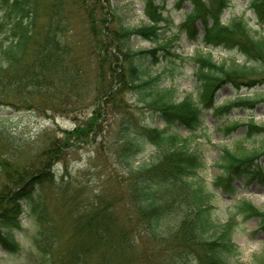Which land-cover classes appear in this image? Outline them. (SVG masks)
<instances>
[{"label": "trees", "instance_id": "trees-1", "mask_svg": "<svg viewBox=\"0 0 264 264\" xmlns=\"http://www.w3.org/2000/svg\"><path fill=\"white\" fill-rule=\"evenodd\" d=\"M103 1L107 8L100 0H0V104L19 110L22 104L34 102L33 108L42 104L44 110L52 111L75 100L89 99L88 88L92 86L96 89L95 114L101 100L107 105L121 98L126 89L139 91L162 128L140 124L126 100H120L122 111L118 112L122 117L110 146L118 163L127 168L133 222L156 244L145 264H226L227 254L234 248L230 238L232 216L216 225L211 214L213 192L229 194L237 215L257 218L259 229L264 231V210L249 200L237 199L234 188L237 179L261 177L260 167L253 163L264 158V125L250 118L246 123L235 121L219 128L228 135L245 127L246 137L262 139L259 148L242 153L224 148L221 172L213 179L212 189L195 183L204 161L175 127L192 134L201 130L204 111L225 115L232 106L248 109L262 100L238 97L216 105V96L225 84L236 90L264 85V0H248L247 4L260 31L251 27L244 13L223 23L221 14L229 0H189L191 9L177 25L168 13V0H141L147 22L134 27L125 24L109 0ZM182 1L177 0L176 6ZM77 22L86 34L81 40L70 41L77 34ZM164 27L177 29L171 39L160 37ZM182 32L190 42L200 40L205 46L238 53L244 62L238 63L233 57L217 63L209 53L194 54L190 57L195 65L193 90L174 100V90L158 87L160 74L150 75L147 63H157L159 57L168 59ZM131 38L144 39L153 46L134 50ZM101 58L113 65L107 79L99 72ZM93 59L97 60L98 72L92 80L87 66ZM98 81L101 84L96 87ZM91 119L86 121L85 131L92 129ZM4 129L0 127L1 250L20 251L13 231L22 229L25 210L36 221L33 264H141L133 230L118 223L115 200L107 199L102 191L93 199L78 191L69 192L63 175L58 190L65 209L59 222L44 205L37 192L46 183H58L55 170H51L62 159L58 140L45 144L27 159L17 148L3 151L8 145ZM147 143L156 149L155 159L133 165ZM28 202L32 205L25 209ZM260 264H264V257Z\"/></svg>", "mask_w": 264, "mask_h": 264}, {"label": "rangeland", "instance_id": "rangeland-1", "mask_svg": "<svg viewBox=\"0 0 264 264\" xmlns=\"http://www.w3.org/2000/svg\"><path fill=\"white\" fill-rule=\"evenodd\" d=\"M100 1L107 8V2ZM176 2L177 0L167 1L168 13L171 15L174 25L182 22L185 14L191 9L189 0L182 1L179 6H176ZM247 4L248 0H229L228 6L222 11L221 19L227 21L233 16L244 13L251 27L260 31L261 29L257 28L254 15L247 8ZM109 5L127 26L134 27L147 22L142 14L143 4L141 0H109ZM197 24L201 27L199 21ZM75 26L77 34L71 36L70 41L81 40L86 34V29L80 22H77ZM176 31V28L164 27L160 31V37L162 40L171 39ZM130 46L134 50H139L150 49L153 44L144 39L131 38ZM169 51L171 54H167L168 59L159 57L157 63L148 62L147 66L150 75L160 74L157 81L158 87L174 90V100L181 99L193 90L194 78L192 73L195 65L190 57L194 54L206 55L209 53L217 63L233 57L238 63L244 62V57L238 53L227 51L221 47L205 46L200 40L190 42L186 39L184 32L179 35L175 46ZM87 67L93 80L98 72L97 60L93 59ZM112 68L113 65L106 58H101L99 72L104 78L109 77L110 72H113ZM100 84L101 81L96 82V87H99ZM95 90L89 86V99L75 100L74 103L53 108L52 111L44 110L42 104H37L39 106L37 109L33 108L36 106L34 102L29 104L30 106L22 104L19 110L6 104H0V127H5L4 135L8 139V145L3 151L9 148L12 150L17 148L19 155L22 156L24 153L25 157L29 159L45 144L58 140L62 159L51 166V170L52 168L55 170L54 174L58 183L54 184L55 186L46 183L37 192L44 199V205L59 222L65 209L61 207L62 196L58 190L60 179L63 178L67 182L66 188L69 192L78 191L93 199L102 191L107 199L113 198L115 200L118 223L133 230L137 246V259L141 264H145V260L153 253L152 248H155L156 244L149 240L143 228L136 226L133 222L127 168L124 163H118L110 143L115 138V132L119 127L118 121L122 117L121 113L118 112L122 111L120 100L123 103L124 99L126 100L129 111L137 117L140 124L157 128H162L163 124L154 117L152 111L145 105V100L142 101L141 93L132 89H126L121 98H114L107 105L101 100V108L99 112L94 114L92 109ZM216 97V105L231 103L238 97H258L262 100L253 108L232 106L225 115L223 112L218 114L204 111L201 130L192 134L184 128L175 127L179 134L186 137L190 149L198 153L204 161V166L198 170L195 183L202 185L205 189H212L213 179L221 172L220 164L222 163L221 156L224 148L242 153L257 149L261 144L262 137H246L245 127L235 129L228 135H225L219 128L235 121L246 123L249 118H253L257 125H264V85L250 89L243 87L236 90L225 84ZM90 117H92L90 121L92 129L85 131L86 121ZM1 153L4 154L5 152ZM156 154V149L147 143L137 155L133 165L149 164L155 159ZM253 164L260 167L261 177L250 180L247 178L235 180V193L238 199L249 200L259 210H264V158L259 157ZM2 180L3 175L0 172V183ZM212 203L214 206L211 214L216 225H222L232 216L230 238L234 248L232 252L227 254L226 264H260L264 257V231L259 229L257 218L246 219L237 215L235 208L231 205L233 198L229 194L214 191ZM31 205L32 203L24 207L27 209ZM23 213L22 229L13 231L19 239L20 251L9 253L0 249V264H33L35 262L32 235L36 228V221L29 213L26 214L25 210ZM64 224L65 222L62 227ZM171 224L173 225V221Z\"/></svg>", "mask_w": 264, "mask_h": 264}]
</instances>
